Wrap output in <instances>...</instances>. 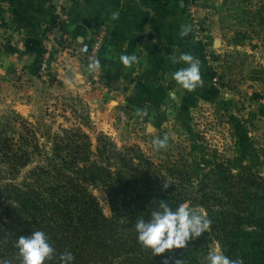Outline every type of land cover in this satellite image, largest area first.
<instances>
[{"label": "trees", "instance_id": "16d2710c", "mask_svg": "<svg viewBox=\"0 0 264 264\" xmlns=\"http://www.w3.org/2000/svg\"><path fill=\"white\" fill-rule=\"evenodd\" d=\"M260 25L264 31L262 12ZM15 118L0 127V260L20 264L16 241L39 230L55 249L47 264H58L65 252L74 264H201L212 241L232 260L264 264V171L206 160L204 151L194 156L203 160L198 164L157 163L104 134L94 147L81 127L51 136L47 149L25 125L18 135L8 133ZM100 188L110 215L94 192ZM162 200L173 209L201 206L209 230L184 248L154 255L138 241L135 224L149 219Z\"/></svg>", "mask_w": 264, "mask_h": 264}, {"label": "rangeland", "instance_id": "374dc122", "mask_svg": "<svg viewBox=\"0 0 264 264\" xmlns=\"http://www.w3.org/2000/svg\"><path fill=\"white\" fill-rule=\"evenodd\" d=\"M244 1L186 0L196 7L200 31L211 37L202 59L203 93L191 91L179 101L165 102L123 98L90 71H83L85 77L76 72L54 75L50 62L43 72L33 68L29 76L9 68L0 72V127L7 117L19 116L8 133L18 135L25 125L37 131L47 149L51 136L81 127L94 147L104 134L119 148H139L157 163L198 164L203 160L194 156L204 151L206 160L230 159L236 169L249 166L263 172L264 3ZM213 31L218 34L215 44ZM165 135L167 146L158 149L153 141ZM94 192L110 215L106 191ZM217 248L222 251L218 242H210L201 264H208L209 252Z\"/></svg>", "mask_w": 264, "mask_h": 264}, {"label": "crops", "instance_id": "0c3cea01", "mask_svg": "<svg viewBox=\"0 0 264 264\" xmlns=\"http://www.w3.org/2000/svg\"><path fill=\"white\" fill-rule=\"evenodd\" d=\"M189 7L186 0H0V72L12 68L29 76L49 54L54 75L76 72L85 77L89 65L79 49L99 38L100 81L113 94L179 101L191 91L172 79L173 72L187 67L173 63V57L191 54L203 78V53L211 38L192 22ZM113 13L119 18L113 20ZM211 34L215 44L218 34ZM122 54L138 60L126 67ZM192 91L203 93L201 84Z\"/></svg>", "mask_w": 264, "mask_h": 264}, {"label": "clouds", "instance_id": "9594fccd", "mask_svg": "<svg viewBox=\"0 0 264 264\" xmlns=\"http://www.w3.org/2000/svg\"><path fill=\"white\" fill-rule=\"evenodd\" d=\"M118 18V13L112 14L113 20ZM182 34L186 35L187 32ZM83 50L86 52L87 47ZM89 59V71L99 70V59L95 56ZM137 60L135 55L122 54L120 56L121 63L126 67L136 63ZM172 62H182L187 65L172 73V79L183 89L192 91L202 84L199 61L191 54L181 53L178 58L173 57ZM167 142L166 135L153 141L158 149L166 148ZM167 187L168 185L165 184V188ZM210 226L211 220L203 209L189 206L188 203L180 204L173 209L162 200L158 209L152 211L149 219L140 218L136 222L135 230L138 233L137 239L140 244L146 249H151L154 255H160L167 250L184 248L190 239L199 238L209 230ZM15 247L19 250L20 264H47L55 258V249L43 231H34L28 236L21 235ZM74 261L75 257L71 252L62 253L58 258V264H74ZM0 264H11V261L0 260ZM177 264H183V262L177 261ZM208 264H243V261L232 260L217 248L209 252Z\"/></svg>", "mask_w": 264, "mask_h": 264}, {"label": "built area", "instance_id": "2783aa9c", "mask_svg": "<svg viewBox=\"0 0 264 264\" xmlns=\"http://www.w3.org/2000/svg\"><path fill=\"white\" fill-rule=\"evenodd\" d=\"M68 1H71V2H83V1H86V0H68ZM190 11L192 12V22H194L195 26L198 28V30L200 31V29L202 28L201 26V23H200V20L199 18L196 17V7L192 6L190 7ZM65 18L66 19H69L68 15H65ZM56 25L57 26H60V21L56 20ZM203 32V31H201ZM101 46H102V40L101 39H95L94 41L90 42V43H84L83 45H81L80 49H79V52L80 54L86 58V62L90 63V57L92 56H95L96 58L99 59L100 61V56H99V51L101 49ZM87 47V51L85 52L83 49ZM49 55V54H48ZM46 55L43 57L42 61H41V64L39 66V69L41 70V72H43L45 70V68L47 67V64L49 62V56ZM102 71H103V65L100 61V68L99 70H96V71H90L93 73V78L95 80H100L101 78V75H102ZM217 79L215 78V81Z\"/></svg>", "mask_w": 264, "mask_h": 264}]
</instances>
